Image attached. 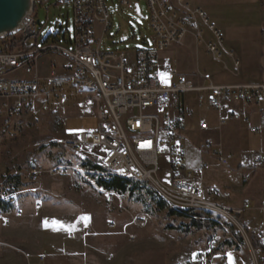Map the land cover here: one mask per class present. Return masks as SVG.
I'll return each instance as SVG.
<instances>
[{
    "label": "built area",
    "instance_id": "obj_1",
    "mask_svg": "<svg viewBox=\"0 0 264 264\" xmlns=\"http://www.w3.org/2000/svg\"><path fill=\"white\" fill-rule=\"evenodd\" d=\"M145 1L151 42L136 48L131 67L125 51L101 48L102 36L110 28L105 0H33L34 10L21 30L0 38V78H5V85H0V137L16 136L29 122L38 126L40 113L54 114L71 106L75 112L72 117L88 123L72 129L65 126V134L57 139V144L66 150L81 152L88 157V162L109 164V171L104 173H87L88 164L78 161H72V167L57 162L47 166L34 164L26 170L27 191H33L32 185L41 174L72 173L109 197L118 192L96 186L95 177L123 173L134 181H151L174 206L201 211L217 208L215 200L219 192L203 180L210 163L203 159L191 167L186 162L187 124L194 119V112L185 105L183 97L189 92H204L205 95H197L198 101L206 98L209 108L218 112L224 105L234 103L260 106L264 105V82L245 85L210 82L195 86L174 66L163 65L160 53L181 44L188 31L204 43L207 54L220 60L225 52L223 36L199 7H190L182 0ZM119 3L131 4L130 0H119ZM60 5H69L72 9L71 47L65 48L56 42L42 47L31 43L37 39L36 8ZM203 28L208 30V38ZM50 52L64 62L49 63L47 72L41 74L38 62ZM227 53L232 56V52ZM237 66L238 61L234 59L233 69ZM27 115L31 119L25 124ZM224 120L219 117L217 127ZM198 129L208 130V123L199 121ZM261 129L264 130L253 127L251 131ZM194 148L218 166L225 167L232 159L230 153H223L210 141L200 142ZM160 158H165L166 185L158 177ZM262 166L264 158L256 160L251 170ZM21 192L13 181L0 175V196L15 201ZM249 208L245 203L237 212ZM259 209L264 211V202ZM8 215L1 207L0 229L7 226ZM134 223L145 225V220L136 217ZM257 243L264 251V224L257 232ZM0 246L9 245L0 241ZM216 249V242L209 241L196 253L193 264H209L210 259L224 256Z\"/></svg>",
    "mask_w": 264,
    "mask_h": 264
},
{
    "label": "rangeland",
    "instance_id": "obj_2",
    "mask_svg": "<svg viewBox=\"0 0 264 264\" xmlns=\"http://www.w3.org/2000/svg\"><path fill=\"white\" fill-rule=\"evenodd\" d=\"M130 3V6H121L119 0H105L110 28L102 36L101 44V48L107 51H125L129 67L136 48L149 45L152 37L146 1L130 0ZM135 3H138L143 17L136 13ZM34 14L39 24L37 39L31 43L42 47L56 42L65 48L71 47V6L37 7ZM162 54L167 56V51ZM200 55L206 62H212L211 55ZM59 61L64 62V59L53 52L42 55L38 72H47L49 63ZM202 106L199 118L215 122L219 112ZM74 113L71 106L54 114L44 116L40 113L38 126H32L31 117L27 115L24 121L29 123L21 133L14 137H0V175L13 181L22 191L11 203L9 211H5L9 212L8 224L0 229V241L10 247L0 246V264H44L43 258L49 254H75L88 264L90 257L100 252L125 253L128 259L123 263L127 264H193L197 251L205 248L209 241H215L216 251L224 255L218 260L210 259L209 264H264V251L257 243L261 222L254 219L255 214L237 212L242 209L243 201L250 198V184L258 179L252 177L263 166L254 171L250 169L249 175L242 176V183L251 180L244 191L231 188L230 192H225L229 186L223 189L224 184L236 183L240 174L248 169L231 170L227 167L229 164L224 167L211 161L203 173L204 182L219 189L220 194L215 200L216 209L192 210L199 215L195 217L203 221L200 227L194 226L191 218L170 214V209L185 208L174 206L151 181L146 185L164 197L167 202L164 209L158 210L153 204L143 202L138 192L106 197L72 173L41 174L32 185L33 191H27L26 170L31 165L80 161V152L63 149L57 144V139L65 134V126L72 129L88 123L87 120L74 119ZM205 138L216 143L215 132H206L204 137L188 136V143L194 144ZM158 177L163 185L167 184L165 158H160ZM261 194L264 196V186ZM262 202L263 199L254 208H258L264 218V211L259 209ZM136 217L143 218L145 225L135 224ZM245 227L254 235L257 247ZM237 234L241 235L242 241Z\"/></svg>",
    "mask_w": 264,
    "mask_h": 264
},
{
    "label": "crops",
    "instance_id": "obj_3",
    "mask_svg": "<svg viewBox=\"0 0 264 264\" xmlns=\"http://www.w3.org/2000/svg\"><path fill=\"white\" fill-rule=\"evenodd\" d=\"M182 2L190 7H199L207 14L209 20L222 33L225 52L220 60L212 57L211 63L206 62L200 55L207 53L204 43L197 41L194 33L188 31L181 44L172 45L165 50L167 56L163 54L161 56L160 53V61L163 65L174 66L195 86H206L210 82L219 85H245L264 81V0H182ZM203 31L208 38V30L203 28ZM227 51L232 52V56H229ZM234 59L238 61L237 69H233ZM199 94L205 95L204 92H189L183 97L185 105L192 109L195 115V119L187 124L186 157L190 162L187 164L195 167L194 163L198 161L199 164L203 159L211 162L207 157L199 155L194 148L197 143L210 140L205 138V140L189 144L188 136L204 137L206 132H215L216 143L210 142L217 145L223 153L232 155L227 167L231 170L248 169L246 173L240 174L236 183H225L223 189L229 186L230 188L228 187L229 189L227 188L225 192H230L231 188L242 192L251 182L250 180L249 183H242V176L249 172L256 160L264 158V130L251 131L253 127L264 129V105L253 106L242 103L224 105L217 114L216 121L209 122L199 118V109L203 107L202 104L205 109L209 108L206 98L198 101ZM219 117L225 120L222 126L217 127ZM199 121H206L209 129L199 130ZM249 134L252 135L249 136ZM262 168L257 169L258 171L252 177L253 179L257 176L258 179L250 184L251 199L244 200L242 203V205L248 203L252 206L244 211L255 214L254 219L261 222V227L264 224L263 215L258 208L254 207L262 199L264 200L261 194L262 186H264V166ZM217 190L220 194V190ZM223 200L225 201V198ZM126 256L125 253H95L90 257L88 264H127V262L123 263L128 259ZM43 260L44 264H87L82 257L75 254H49L44 256Z\"/></svg>",
    "mask_w": 264,
    "mask_h": 264
},
{
    "label": "trees",
    "instance_id": "obj_4",
    "mask_svg": "<svg viewBox=\"0 0 264 264\" xmlns=\"http://www.w3.org/2000/svg\"><path fill=\"white\" fill-rule=\"evenodd\" d=\"M187 158V157H186ZM187 163H190L187 158ZM198 161L194 163L193 166H197ZM147 181L143 182H136L131 179H126L122 177L117 176H109L105 177L103 179H100L98 183L101 186H104V188L113 189L118 193H134L138 192L139 199H141L143 202H149L154 205L155 208L158 210L164 209L167 206V202L161 198V196L157 193V191L154 189H151L146 184ZM11 204H3L0 203V208L2 207V211H9ZM170 214H177L178 216H184L192 219V224L194 226L200 227L202 226V222L200 218H196L195 216H199L197 213H193L191 209H170ZM247 233L250 234V238L252 242L254 243V246L257 247L256 239L254 238V235L249 232V230L245 227L244 228ZM237 237L240 241H242L241 235L237 234Z\"/></svg>",
    "mask_w": 264,
    "mask_h": 264
},
{
    "label": "water",
    "instance_id": "obj_5",
    "mask_svg": "<svg viewBox=\"0 0 264 264\" xmlns=\"http://www.w3.org/2000/svg\"><path fill=\"white\" fill-rule=\"evenodd\" d=\"M137 14H140L138 3L134 4ZM34 10L33 0H0V38L16 34L21 30L27 18ZM39 24V20H36Z\"/></svg>",
    "mask_w": 264,
    "mask_h": 264
},
{
    "label": "bare ground",
    "instance_id": "obj_6",
    "mask_svg": "<svg viewBox=\"0 0 264 264\" xmlns=\"http://www.w3.org/2000/svg\"><path fill=\"white\" fill-rule=\"evenodd\" d=\"M0 85H5V78H0ZM70 150L74 151V149H70ZM74 152H78V151H74ZM79 163L88 164L87 165V173H104V172H108L109 171V164H100V162H98V161H90V162H88V157L85 156V155H82V157L80 158ZM62 166H64V167H72V164L70 162H66V163H62ZM114 176L122 177V178H126V179H131L130 176H128L126 174H123V173H115ZM103 178H105V177H95V185L104 188V186H101L98 183V181L100 179H103ZM12 202H14V201H7L6 197L0 196V203L11 204ZM178 208H183V207H178Z\"/></svg>",
    "mask_w": 264,
    "mask_h": 264
}]
</instances>
